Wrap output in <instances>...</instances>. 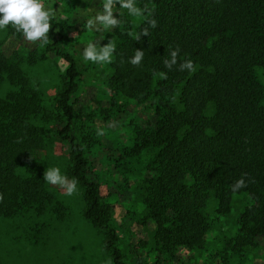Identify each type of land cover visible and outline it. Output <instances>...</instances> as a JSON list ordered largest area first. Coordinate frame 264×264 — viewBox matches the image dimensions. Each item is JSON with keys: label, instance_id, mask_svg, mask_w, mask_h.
Listing matches in <instances>:
<instances>
[{"label": "trees", "instance_id": "1", "mask_svg": "<svg viewBox=\"0 0 264 264\" xmlns=\"http://www.w3.org/2000/svg\"><path fill=\"white\" fill-rule=\"evenodd\" d=\"M145 5L154 12L120 16L122 24L111 34L116 51L109 63L114 92L153 105L151 127L136 134L130 150L131 155L152 152L148 168L153 174L137 184L143 219L152 222L153 238L162 249H199L210 228L207 208L226 212L230 196L244 193L251 203L237 218L233 245L252 246L264 234V89L254 76L256 68L264 69V0H136L137 7ZM153 16L157 27L136 41L132 34L148 27ZM50 23L48 42H38L66 64V85L56 98L66 123L57 136L72 153L69 175L82 188L84 218L103 231L112 264H123L111 208L85 175L82 146L70 124L69 100L80 70L62 49L53 19ZM10 32L20 34L12 27ZM177 47V64L169 70L163 61ZM136 49L144 51L139 67L128 62ZM185 59L193 61L194 73L179 70ZM2 79L13 88L0 98V217H9L24 206L43 210L52 203L33 158L43 147L44 128L31 122L49 115L40 105V92L0 51ZM244 173L247 186L233 192L232 184Z\"/></svg>", "mask_w": 264, "mask_h": 264}, {"label": "rangeland", "instance_id": "2", "mask_svg": "<svg viewBox=\"0 0 264 264\" xmlns=\"http://www.w3.org/2000/svg\"><path fill=\"white\" fill-rule=\"evenodd\" d=\"M44 2L56 13L52 19L61 33L62 49L71 53L80 70L69 100L73 109L70 124L75 141L82 146L85 175L97 183L102 200L111 208V223L119 237L117 246L123 264H264V234L257 236L252 246L233 245L238 234L237 218L251 203L244 193L230 196L226 212L214 209L215 206L207 208L210 228L202 248L177 246L165 250L155 242L153 224L142 216L144 204L137 185L142 177L153 174L148 168L152 152L141 149L131 155L130 151L136 134L152 125V102L140 103L114 92L109 86V63L83 58L89 42L99 41L103 46L111 40L115 28L96 31L87 27V20L103 11L105 0ZM116 12L119 18L135 17L118 4ZM10 28L0 29V51L40 92V105L49 115L31 119L44 128L43 147L33 152V158L40 165L42 177L47 168L59 167L62 174L72 179L69 144L57 136L66 123L56 107L57 94L66 85V64L41 43H30L22 33H11ZM254 76L264 89V69L256 68ZM11 90L2 79L0 98ZM110 124L114 126L109 127ZM98 128L105 134L97 136ZM18 173L24 175L23 169ZM44 189L53 200L43 210L29 205L9 217H0V264H112L103 247V231L83 216L85 204L80 185L78 194L73 196L64 195L63 189L45 181Z\"/></svg>", "mask_w": 264, "mask_h": 264}, {"label": "clouds", "instance_id": "3", "mask_svg": "<svg viewBox=\"0 0 264 264\" xmlns=\"http://www.w3.org/2000/svg\"><path fill=\"white\" fill-rule=\"evenodd\" d=\"M117 4L119 8L126 9L133 16H142L145 11L154 12V9L149 10L147 5L143 9L137 7L136 0H105L103 11L97 12L94 18L88 19L87 27L96 31H108L118 27L121 20L116 12ZM55 14V11L50 6H45L44 0H0V29L11 26L16 32L22 33L24 39L30 43L34 44L38 41L47 43L49 32L52 29L50 21ZM147 23L148 27H144L140 32L132 34L136 41H140L142 36H149V29L156 28L158 24L154 16L148 19ZM56 31H59V29L57 28ZM115 51L116 46L111 40L103 46L99 41L89 42L83 50V58L85 61L99 64L111 63ZM179 51V47L172 50L170 59L163 61L167 69L171 70L177 64ZM143 58L144 51L136 49L128 62L134 67H139L143 62ZM121 62L123 63V61ZM179 70H188L194 73L196 68L192 60L185 59L179 63ZM161 78L166 79L167 73H161ZM113 126L112 124L109 125V127ZM104 134L102 128L97 129V136ZM245 176H247V173L242 174L240 179L234 181L231 186L233 192L247 186ZM43 180L49 185L63 189V194L66 196H73L79 192L78 179H69L67 175L62 174L59 167L47 168L43 172ZM3 199V193H0V203L3 202Z\"/></svg>", "mask_w": 264, "mask_h": 264}]
</instances>
